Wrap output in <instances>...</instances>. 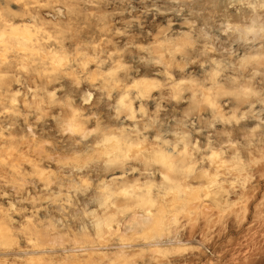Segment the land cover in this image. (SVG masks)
<instances>
[{
  "label": "rangeland",
  "instance_id": "1",
  "mask_svg": "<svg viewBox=\"0 0 264 264\" xmlns=\"http://www.w3.org/2000/svg\"><path fill=\"white\" fill-rule=\"evenodd\" d=\"M247 2L0 0V264H264Z\"/></svg>",
  "mask_w": 264,
  "mask_h": 264
},
{
  "label": "bare ground",
  "instance_id": "2",
  "mask_svg": "<svg viewBox=\"0 0 264 264\" xmlns=\"http://www.w3.org/2000/svg\"><path fill=\"white\" fill-rule=\"evenodd\" d=\"M243 1H244V0H243ZM245 1H246V0H245ZM248 2H249V0H248ZM248 2H247V3H248ZM243 4H244V2H243ZM248 6H249V5H248ZM249 7H250V6H249ZM244 9H245V7H244ZM251 10H252V9H251ZM251 10L249 9V11H251ZM243 11H244V10H243ZM246 11H247V10H245L244 12H246ZM242 13H243V12H242ZM246 13H247V12H246ZM246 13H245V15H244V18H245V19L242 17L243 15L240 14V15H241V20L244 19V22H245V23H243V26H242V24H241L242 21H241V22H240L241 25L239 24L238 27L241 26V27H242V30L245 31L246 33H248L247 31H250V30H257V31L259 30V31L261 32V31H262L261 28L264 27L263 23L261 24V19L263 18L264 15L261 16V17H262V18H261V17H259L260 15H253V16H252V15H248V13H247V14H246ZM249 14H250V13H249ZM238 21H240V20L238 19ZM238 21H236V22H238ZM262 25H263V26H262ZM236 26H237V25H236ZM236 26H235V27H236ZM260 29H261V30H260ZM255 32H256V31H255ZM230 33H231V32H230ZM241 33H243V32H241ZM225 39H226V38H225ZM261 52H263V51H261ZM263 54H264V53H262V55H263ZM112 145H113V144H112ZM113 148L115 149V147H113ZM113 148H111L112 150H111L110 148H109V149H110L111 151H113ZM165 149H166V148H165ZM167 149H168V148H167ZM169 149H171V148H169ZM167 151H168V150H167ZM168 152H169V151H168ZM183 180H185V178H184ZM181 184H182V183H181ZM183 186H184V185H183ZM184 189H185V188H184ZM189 190H190V189H189ZM208 191H209V190H208ZM171 192L173 193V191H171ZM208 194H209V193H208ZM206 195H207V194H206ZM173 196H174V195H173ZM188 199H189V197H188ZM179 200H180V199H179ZM189 200L191 201V199H189ZM170 201H171V200H170ZM164 202H165V201H164ZM183 202H184V201H183ZM158 203H159V202H158ZM169 203H170V202H169ZM160 204H161V203H160ZM185 204H186V203H185ZM189 204H190V203H189ZM134 206H135V205H134ZM191 206H192V204H191ZM191 206H190V207H191ZM185 207H186V206H185ZM161 208H162V206H161ZM186 208H187V207H186ZM136 209H137V208H136ZM136 209H135V210H136ZM139 209H140V208H139ZM141 209H142V208H141ZM149 209H150V208H149ZM160 210H161V209H160ZM164 210H165V209H164ZM191 210H192V209H191ZM130 211H131V210H130ZM155 211H156V210H155ZM157 211L160 212L159 209H158ZM162 211H163V209H162ZM162 211H161V212H162ZM145 212L147 213V211H145ZM127 213H128V211H127ZM129 213H130V212H129ZM136 213H137V212H136ZM146 213H144V214H146ZM155 213H156V212H155ZM165 213H167V211H166ZM174 213H175V212H174ZM178 213H179V210H178ZM139 214H140V213H139ZM170 214L173 215V212L170 213ZM175 214H176V213H175ZM175 214H174L173 216H175ZM187 214H188V213H187ZM140 215H141V214H140ZM157 215H158V214H157ZM157 215H155V217H156ZM149 216H151V215H149ZM149 216H148V217H149ZM161 216H162V213H161ZM161 216H158L157 218L160 220L159 217H161ZM181 216H182V215H181ZM123 217H124V216H123ZM123 217H122V218H123ZM134 217H135V215H134ZM141 217H142V216H141ZM146 217H147V216H145L144 218H146ZM151 217H153V215H152ZM170 217H171V216H170ZM175 217H176V216H175ZM175 217H173V219H174ZM183 217H184V215H183ZM190 217H192V216L190 215ZM190 217H189V218H190ZM122 218H121V219H122ZM139 218H140V216H139ZM139 218H138V219H139ZM144 218H143V221L145 220ZM166 218H167V217H166ZM168 218H169V217H168ZM119 219H120V218H119ZM133 219H134V218H133ZM147 219H148V218H146V220H147ZM151 219H152V218H150L149 220H151ZM153 219H154V217H153ZM153 219H152V221H153ZM162 219H165V217L162 216L161 220H162ZM169 219H170V218H169ZM159 220H158V221H159ZM118 221H119V220H118ZM135 221H136V220H135ZM164 221H165V220H164ZM166 221H168V220L166 219ZM133 222H134V221H133ZM139 222H140V221H139ZM146 222H147V221H146ZM146 222H145V223H146ZM149 222H150V221H149ZM156 222H157V220H156ZM162 222H163V220H162ZM137 223H138V222H137ZM142 223H143V222H142ZM145 223H144V224H145ZM151 223H152V222H151ZM153 223L156 225L155 222H153ZM159 223H161V221H160V222H157L158 226H161V225H159ZM134 224L136 225V223H134ZM147 224H148V223H147ZM154 224H153V225H154ZM161 224H163V223H161ZM130 225H131V224H130ZM153 225H152V226H153ZM131 226H132V225H131ZM170 226H171V225H170ZM129 228H130V227H129ZM141 228H142V227H141ZM149 229H150V227H149ZM153 229H154V228H153ZM153 229H150V230L152 231ZM160 229H161V228L159 227V229H157V230H160ZM85 254H86V253H85ZM76 255H77V254H76ZM87 255H88V253H87ZM87 255L85 256L86 258H88ZM69 256H70V255H69ZM69 256H67V257H69ZM72 256H73V255H72ZM89 256H90V255H89ZM74 257H75V256H74ZM76 257H77V256H76ZM77 258H78V257H77ZM82 258H84V257H82ZM82 258H80V259H82ZM71 259H72V258H71ZM84 260H85V258H84ZM88 260H89V259H88ZM90 260H91V259H90ZM64 261H67V260H64ZM64 261H63V262H64ZM69 261H70V260H69ZM74 261H76V260H74ZM78 261H80V260H78ZM81 261H82V260H81ZM67 262H68V261H67ZM76 262H77V261H76ZM64 263H65V262H64ZM74 263H75V262H72V264H74ZM94 263H95V261H94ZM97 263H98V262H97ZM47 264H48V263H47ZM65 264H66V263H65ZM82 264H85V263H82ZM88 264H89V263H88ZM90 264H92V263H90ZM98 264H99V263H98Z\"/></svg>",
  "mask_w": 264,
  "mask_h": 264
}]
</instances>
